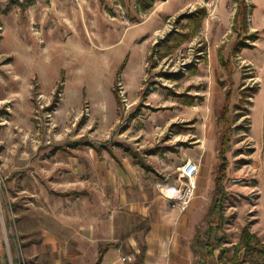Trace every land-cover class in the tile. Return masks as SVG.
Wrapping results in <instances>:
<instances>
[{
  "label": "rangeland",
  "instance_id": "obj_1",
  "mask_svg": "<svg viewBox=\"0 0 264 264\" xmlns=\"http://www.w3.org/2000/svg\"><path fill=\"white\" fill-rule=\"evenodd\" d=\"M246 2L256 48L243 52L234 48L242 30L234 22L237 0H0V221L15 264H50L42 224L92 218L95 198L105 200L93 171L132 160L124 147L113 146L115 159L103 148L101 162L88 146L58 148L66 143L117 141L148 155L160 171L156 180L173 183L186 153L202 154L214 178L228 84L221 60L229 57L237 86L228 176L244 182L225 202L228 255L244 227L264 243V0ZM199 7L208 11L200 25L180 18ZM74 189L90 196L51 192ZM206 190L208 207L212 185ZM198 221L202 238L210 222L204 212ZM242 259L264 264L255 253L243 251Z\"/></svg>",
  "mask_w": 264,
  "mask_h": 264
},
{
  "label": "crops",
  "instance_id": "obj_2",
  "mask_svg": "<svg viewBox=\"0 0 264 264\" xmlns=\"http://www.w3.org/2000/svg\"><path fill=\"white\" fill-rule=\"evenodd\" d=\"M247 34H250V32H247ZM247 34L245 33V36ZM249 43L254 45L251 42ZM234 48L236 51L243 49L244 52L246 51V48L251 47H240L238 44H235ZM255 48L256 47L254 45L252 49ZM221 61L226 69L228 79V84L222 83L223 86L227 87L225 100L228 90L232 88V103L234 99L235 87L237 86L233 62L230 57ZM228 67L232 69L231 77L229 76ZM245 86L246 85L241 86V89L246 88ZM260 87L261 88L258 92L257 98L261 97L260 93L263 92L261 84ZM172 95L176 97H184L187 95L189 98L188 102H193L195 99V96L190 95V93L174 92ZM172 122H175L174 117H172ZM93 143L97 145L101 144L96 142ZM83 147L85 146L79 148H69L66 152H71L72 149H81ZM88 147L95 150L99 160L104 162L105 157L103 155V148L102 152H98L97 149L90 146ZM104 149L108 151L112 159L117 158L115 152L113 151V146L111 148L104 147ZM124 149L126 150V148ZM131 149L134 150L133 148ZM176 149V147H170L169 150L171 152H178ZM134 151H138L154 170H146L143 168L140 164L136 163L131 152L126 151L131 156L132 160L130 161L128 158H125L120 165L122 169L114 167L116 169L113 171H106L103 167H99V169H95L93 171L102 179L103 188L102 184L100 185V188L103 190L102 193L105 196V200L100 199V202L97 197L95 198V200H97L101 205H97L96 208L99 209H92V218L79 220L69 218L50 219L42 224L44 226V244L46 246H50L52 249L51 253L46 252L44 254L47 260L50 259L48 263L232 264L230 262H223L220 260V250L218 248L213 250L212 253H209L208 247L206 246L209 240H214L216 237L220 238L222 234L225 233V225L229 221V218L224 224V227L220 229L218 226L220 223V212H216L213 215L211 213L214 201L217 172L214 178L211 177L210 172L208 175L207 173L205 174V167H207V165L203 162V155H190L189 153H186L184 157H190L191 160L198 162L200 164V171L196 177L197 188L195 197L192 199L189 208L186 211H181L177 200L166 198L160 193V189L158 190L157 188L158 184H163L168 187L176 186L179 182L177 181V183H173L169 176L164 178V180H156L154 176L159 175L160 173L156 165L151 162L149 157H146L148 155L145 153H141L138 149H135ZM81 161L84 163L86 162L85 159H82ZM118 161L121 163L120 159H118ZM182 162L183 160H181V162L176 161L172 168L175 169ZM86 166L88 167L89 165ZM228 175L229 174L227 173L226 179L223 182V189L227 193L225 202L227 201L230 188L238 185L231 184L229 182L231 177L238 175ZM210 184L212 185L213 196L209 206L206 207V188ZM72 191H76L77 194L59 196H75L77 198L82 195H85L86 197L90 196L87 189H83L82 191L74 189L69 191L51 192L57 194L56 192L63 193ZM93 195L95 197L94 193ZM225 202L223 212L227 216L225 212ZM203 212L208 217L210 223L208 232L202 238H199L198 236H195V233L199 222L198 217L202 215ZM124 216H129L130 220L127 221V218ZM240 241L241 236L239 242ZM227 243V241L224 242L223 246H228ZM235 244H233V246ZM217 250L219 251L218 253ZM243 251L244 250H242V252ZM242 252L240 254V260L236 264L242 263ZM48 253H50L51 256H49ZM233 253L234 249L232 247V254L228 255L227 253L226 256L231 257ZM125 257L128 258L125 259ZM0 264H15L14 259H10L1 221Z\"/></svg>",
  "mask_w": 264,
  "mask_h": 264
},
{
  "label": "trees",
  "instance_id": "obj_3",
  "mask_svg": "<svg viewBox=\"0 0 264 264\" xmlns=\"http://www.w3.org/2000/svg\"><path fill=\"white\" fill-rule=\"evenodd\" d=\"M151 1V0H150ZM238 5L236 9L235 14V22H239L242 27V32L239 34L238 37V46L240 47H253L254 45L249 43V39L255 38L254 34H247L249 32L248 29V13H249V4L246 2V0H237ZM149 5H151V2L149 3L147 1L146 7L148 8ZM208 11L206 7H199L196 10L187 13L182 14L180 18H188L193 23L200 25L204 18L207 16ZM174 33V32H173ZM171 33L168 38H171L173 35ZM243 33H246V36H243ZM183 36V35H182ZM167 39V38H166ZM127 64V60L122 63L120 66V69H124ZM229 66V65H228ZM229 70V76L232 75V69L228 67ZM167 76H172V74H166ZM232 88H230L226 95V100L224 103V106L221 110V117L223 120V134L222 139L220 143L219 148V156H220V163L218 165L217 169V176H216V187H215V194H214V201L211 208L212 215L216 212H220V223L219 228L222 229L224 227V224L228 221V217L223 212L224 210V202L225 198L227 196L226 191L223 189V182L226 179L228 169H229V157H228V151L230 149L231 145V136L234 131V127L230 121L229 114H230V107H231V101H232ZM116 97L118 99V92L116 93ZM111 145H117L120 147L126 148V151L131 152L132 156L134 157L136 163L140 164L143 168L146 170H154L142 157V155L138 151L132 150L130 147H125L124 144L119 143L117 141L111 142L106 141L100 145H97L91 141H83V140H77L71 143H67L65 145H62L58 147L59 149H62L64 151H68L69 148H79L82 146H90L95 149H97L98 152H102V148H111L109 147ZM58 195L62 196H68L72 194H77L76 191L72 192H56ZM227 240V234L223 233L220 238H215L214 240H209L206 244L208 247L209 253H212L213 250L218 248L220 250V260L223 262H230L232 264H236L240 260V254L242 250H244L245 255H249L251 253H255L258 255L259 258L264 259V243L255 235L253 234L248 227H244L241 234V241L238 244H235L233 246L234 253L231 257H227V253L230 251V247L223 246V243ZM15 263V261H14Z\"/></svg>",
  "mask_w": 264,
  "mask_h": 264
},
{
  "label": "built area",
  "instance_id": "obj_4",
  "mask_svg": "<svg viewBox=\"0 0 264 264\" xmlns=\"http://www.w3.org/2000/svg\"><path fill=\"white\" fill-rule=\"evenodd\" d=\"M199 171L200 164L188 159L185 163L179 166V184L176 186H163L161 188V192H165V196L178 201L181 211H186L189 208L192 199L195 197L197 188L196 177ZM229 182L231 184H240L244 182V178L242 176H233L229 179ZM166 192L168 195H166Z\"/></svg>",
  "mask_w": 264,
  "mask_h": 264
}]
</instances>
